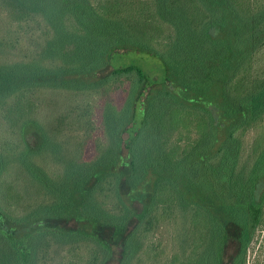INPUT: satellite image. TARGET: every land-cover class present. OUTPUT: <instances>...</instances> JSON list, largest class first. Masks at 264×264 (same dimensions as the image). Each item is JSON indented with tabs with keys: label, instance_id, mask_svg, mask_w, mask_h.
Segmentation results:
<instances>
[{
	"label": "trees",
	"instance_id": "1",
	"mask_svg": "<svg viewBox=\"0 0 264 264\" xmlns=\"http://www.w3.org/2000/svg\"><path fill=\"white\" fill-rule=\"evenodd\" d=\"M147 2L149 12L131 18L122 0H0L19 19L38 18L36 47L53 59H17L16 46L0 56V107L14 100L6 112L23 167L51 196L11 209L0 189V264H55L76 248L84 264H248L264 225V0ZM131 51L157 56L165 81L150 82L138 65H113ZM109 88L122 100L104 113L97 154L68 157L56 179L33 170L25 157L53 153L54 134L28 93ZM82 109L76 123L90 106ZM30 129L40 132L38 149L26 140ZM2 166L0 156V174ZM73 219L81 229L66 225ZM164 228L168 256L158 238Z\"/></svg>",
	"mask_w": 264,
	"mask_h": 264
},
{
	"label": "rangeland",
	"instance_id": "2",
	"mask_svg": "<svg viewBox=\"0 0 264 264\" xmlns=\"http://www.w3.org/2000/svg\"><path fill=\"white\" fill-rule=\"evenodd\" d=\"M121 9L131 18L141 16V11L146 7L149 12L148 0H122ZM245 1V0H244ZM249 2L250 0H246ZM141 2V3H140ZM36 17L19 19L10 8H0V56L4 57L16 46L18 53L14 57L29 58L41 64H51L53 59L44 55L37 49L36 40L41 30V25ZM39 48V47H38ZM47 49V48H46ZM22 50V51H21ZM48 53V49L46 50ZM257 66L264 70V49L258 55ZM115 67L138 65L142 67L150 82L162 83L167 78V69L163 62L155 55L146 52H127L116 54L112 61ZM105 70L102 75L110 72ZM119 90L107 89L92 95L88 93L68 92L60 89H46L28 93L30 104L34 107L39 121L44 120L46 126L54 134L52 152L46 149L36 155L26 156L33 170L48 179H56L62 171L64 161L69 157L78 155L86 160L92 159L97 154V145L106 142L103 133V117L107 108H117L122 96ZM13 99H8L0 107V156L3 160L0 174L1 199L8 208H21L28 205H37L50 200L51 196L40 184L30 177L29 171L24 169L21 139L12 128L11 118L7 116V108L12 106ZM90 106L82 123H76L75 108ZM91 121V124H88ZM253 137V131L242 134L244 152ZM26 140L31 148L38 149L42 142L40 132L30 129L26 133ZM56 154V155H54ZM245 155V154H244ZM243 155V156H244ZM57 159V160H56ZM59 161V162H58ZM31 178V179H30ZM137 209L141 205L135 202ZM213 207V206H211ZM70 228L81 229V225L73 220L66 224ZM164 247L165 256L174 252L171 242V232L164 228L158 235ZM236 242H231L227 247L226 260L230 262L236 253ZM69 248V247H68ZM65 249L55 264H84L85 251L79 249ZM248 264H264V225L257 231L248 253ZM110 264H116L115 261Z\"/></svg>",
	"mask_w": 264,
	"mask_h": 264
}]
</instances>
